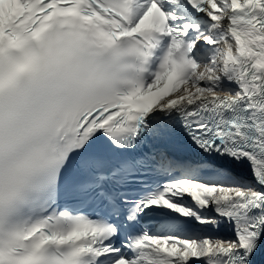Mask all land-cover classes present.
<instances>
[{
	"label": "snow or ice",
	"instance_id": "snow-or-ice-1",
	"mask_svg": "<svg viewBox=\"0 0 264 264\" xmlns=\"http://www.w3.org/2000/svg\"><path fill=\"white\" fill-rule=\"evenodd\" d=\"M0 264H264V0H0Z\"/></svg>",
	"mask_w": 264,
	"mask_h": 264
}]
</instances>
